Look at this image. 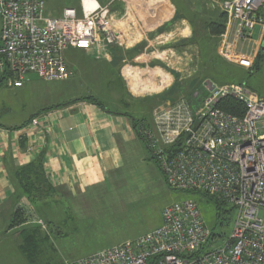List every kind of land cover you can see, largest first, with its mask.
Masks as SVG:
<instances>
[{"label": "crops", "instance_id": "1", "mask_svg": "<svg viewBox=\"0 0 264 264\" xmlns=\"http://www.w3.org/2000/svg\"><path fill=\"white\" fill-rule=\"evenodd\" d=\"M97 1L111 28L123 34V44H104L88 51L70 49L65 58L71 72L88 68L90 77L102 75L116 96L110 102L116 110L77 102L41 114L36 127L31 125L34 115L18 125L0 124V243L16 239L11 250L22 254L19 264H67L161 226L165 207L158 212L156 226L132 228L134 223L148 222L152 212L142 204L147 193L132 187L131 180L137 170L153 173L158 166L127 115L142 120L140 124H150L157 107L171 105L167 95L176 84H192L198 91L202 61L200 48L192 40L207 31H195L194 24L218 21L226 0ZM46 2L52 17H61L65 9H78L68 2L63 10L56 8L55 0ZM239 51L264 53V37L257 31L251 41L242 42ZM205 81L213 82L208 78L202 85ZM16 127L23 129L13 130ZM38 157L55 191L53 201L38 204L46 206V229L34 223L40 217L37 205L26 200L14 203L15 170ZM144 176L149 178L147 173ZM19 208L27 224L13 226Z\"/></svg>", "mask_w": 264, "mask_h": 264}, {"label": "built area", "instance_id": "2", "mask_svg": "<svg viewBox=\"0 0 264 264\" xmlns=\"http://www.w3.org/2000/svg\"><path fill=\"white\" fill-rule=\"evenodd\" d=\"M89 1L52 17L46 0H0V90L22 89L32 76L70 79V49L121 46L123 34L97 0ZM221 10L227 21L218 53L251 70L256 55L239 50L257 31L264 37V0H226ZM203 89L197 102L159 107L136 132L171 190L205 194L238 211L230 238L219 244L198 203L187 198L163 209L159 228L71 264H264V98L245 82L205 81ZM229 98L243 105L242 117L220 108Z\"/></svg>", "mask_w": 264, "mask_h": 264}, {"label": "rangeland", "instance_id": "3", "mask_svg": "<svg viewBox=\"0 0 264 264\" xmlns=\"http://www.w3.org/2000/svg\"><path fill=\"white\" fill-rule=\"evenodd\" d=\"M175 1L179 3V0ZM67 2L69 6H76L78 8L77 10H80V0H55L56 8L63 10ZM258 55L259 54L255 57L257 58ZM82 69L84 71L81 69H72L71 78L68 80L48 83L32 76L22 89L9 90L4 88L0 90V124L18 125L34 115L31 119L33 121L57 104L84 96H94L107 109L116 110L110 103L113 97L116 96L109 92L107 84L101 77L102 75L96 73L90 77L92 71L88 70V68ZM236 71L241 74L242 78H246L249 81L251 89L254 92L264 98V53H262V59L258 70L245 71L244 69L236 68ZM128 77L132 79L133 75L128 74ZM226 80L227 79H224L223 81L226 83L231 82ZM203 92L204 89L202 85L201 97L203 96ZM159 107H166V105H161ZM145 116L148 118L149 114ZM146 173L149 175V178L144 176ZM131 182H133L131 185L132 187L145 190L147 195L144 197V202L142 204H145L149 212H152L148 213V218L152 217L147 220L148 222H141L138 226L132 223V228L134 227V230H145L152 225L156 226L158 223V212L161 208L166 207L172 202L191 198L200 206L208 226L212 228L217 235L222 237L218 240V243L222 244L230 238L238 215V211L234 209L232 205H223L220 209L221 215L219 216V210L215 209L211 203L201 200L198 196L171 190L166 185L163 174L158 168H156L153 173L145 168H143L142 171L137 170L136 177L134 180L132 179ZM45 207L46 206H41L40 209L37 208L40 217L37 216V219H34V223L41 226L43 229L48 228L47 221L41 219L43 218L42 213ZM151 220L154 222L151 223ZM15 240V238H9L2 240L0 243V264L22 263L23 258L20 251H17L15 248L11 250V244L15 242ZM71 263H73V261L67 262V264Z\"/></svg>", "mask_w": 264, "mask_h": 264}, {"label": "trees", "instance_id": "4", "mask_svg": "<svg viewBox=\"0 0 264 264\" xmlns=\"http://www.w3.org/2000/svg\"><path fill=\"white\" fill-rule=\"evenodd\" d=\"M226 21H227L226 14L222 13L221 17L216 22L207 21V22L201 23L200 25L194 24L195 31H207L201 34L197 33L194 39L192 40L194 41V43L198 44L200 48L199 54H200V58L202 61L201 73H200L201 78H199L198 82L196 83V85H199L198 91H195L193 89L194 86L192 84L190 86L184 85V84H176L174 87H172L168 91L167 96L169 98L168 100L171 101V104L176 103L178 100L182 98H185L190 102H197L201 98L200 88H201L202 82L208 78H210L211 80H213V82L219 85L241 84V83L246 82L248 87L251 88L249 81L246 78H242L240 73H237L236 68H238L239 66L237 65L235 66V65L228 63L223 58H221L217 53L218 39L225 31ZM261 59H262V54H259L255 60L254 67L248 71L258 70ZM239 69L241 68L239 67ZM224 79H227L226 81H231V82L226 83L223 81ZM77 102H87L95 106H99L100 108H104L103 105L100 104L99 101L94 96H84L81 98H77V99L65 102L63 104L56 105L53 108L69 106ZM53 108H50L49 110ZM220 108L228 113H231V114H234L240 117H242L245 113V109L243 105H241L240 103H238L232 98L221 101ZM127 116L131 118L134 128L137 131V128L140 125V122H142V120L135 119V117L131 115H127ZM21 129H23V127H16L13 130H21ZM146 150L148 151L147 147H146ZM148 154L150 155V159L155 162L153 156L150 154L149 151H148ZM12 179H13L12 182L14 184V188L16 190L15 195H14L15 204L18 205L19 203H22L21 202L22 200H26V202H28L32 206L37 205L35 207L40 209L41 206L38 205L39 203L53 201V196H54L55 191L48 182L45 169H44L43 159L41 157H38L34 162H32L29 165L17 168L15 170V173L12 176ZM186 194L198 196L201 200L211 203V205L215 209L219 210V213H218L219 216L221 215L220 214L221 207L223 205H226V203L219 201L215 198L208 197L205 194H197L195 192H187ZM42 216L44 219L45 217L43 213H42ZM45 220L49 224L48 219L45 218ZM24 222L25 220H24L23 209L19 208L16 211L15 218L13 221V226H20L21 224H27ZM211 230H212L213 238L215 239L222 238L221 236L217 235L212 228ZM31 238H33L32 235L30 236V239ZM26 245L27 244H25V247Z\"/></svg>", "mask_w": 264, "mask_h": 264}, {"label": "bare ground", "instance_id": "5", "mask_svg": "<svg viewBox=\"0 0 264 264\" xmlns=\"http://www.w3.org/2000/svg\"><path fill=\"white\" fill-rule=\"evenodd\" d=\"M85 2H86V3H88V4L90 3V1H89V0H85Z\"/></svg>", "mask_w": 264, "mask_h": 264}, {"label": "water", "instance_id": "6", "mask_svg": "<svg viewBox=\"0 0 264 264\" xmlns=\"http://www.w3.org/2000/svg\"><path fill=\"white\" fill-rule=\"evenodd\" d=\"M206 95V93L204 94V96Z\"/></svg>", "mask_w": 264, "mask_h": 264}]
</instances>
